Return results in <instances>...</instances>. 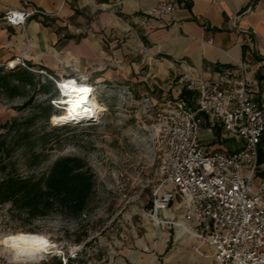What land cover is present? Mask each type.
I'll return each instance as SVG.
<instances>
[{"label":"rangeland","instance_id":"374dc122","mask_svg":"<svg viewBox=\"0 0 264 264\" xmlns=\"http://www.w3.org/2000/svg\"><path fill=\"white\" fill-rule=\"evenodd\" d=\"M4 14L0 15L3 19ZM115 15L124 31H96L91 55L79 57L72 47L71 54L77 58L64 56L53 67L59 80L92 82L95 93L89 95L104 106L103 111L89 120L72 123L62 119L66 107L53 104L55 111H63L50 116L46 123L41 117V104L47 96L38 93V87L26 88L23 95L12 99L0 96V167L5 166V173L40 177L62 156L83 158L94 173L93 193L86 211L77 218L54 214L23 225L9 217L7 206H0V264H55L74 251L82 264L91 258H115L139 241L156 238L158 228L147 215L152 191L161 177L151 125L155 110L175 100L187 83L179 66L166 67V58L150 55L137 24ZM89 19L85 15L80 23L83 28ZM24 41L20 52L0 54V67L17 62V58L26 62L31 55L30 62L36 64L32 71L43 82L46 75L36 72L38 66L48 63L51 50L40 52L38 47H31L26 36ZM55 100L58 98L51 101ZM32 115L37 119L24 132L20 124ZM10 122H16L19 131L11 128ZM59 125L67 127L54 130ZM19 235L45 239L50 252L39 262L16 261L3 240Z\"/></svg>","mask_w":264,"mask_h":264},{"label":"built area","instance_id":"2783aa9c","mask_svg":"<svg viewBox=\"0 0 264 264\" xmlns=\"http://www.w3.org/2000/svg\"><path fill=\"white\" fill-rule=\"evenodd\" d=\"M176 6V0L160 2L152 13L171 16ZM248 10L234 19L240 20ZM18 14L8 10L4 19L16 26L24 25L35 14L42 18L49 15L37 8ZM237 30L252 33L245 28ZM16 61L15 65L33 70L23 59ZM179 68L186 87L196 97L188 102L178 95L154 112L151 127L161 177L152 191L147 215L158 229L162 224L179 226L200 244L212 248L215 264H264V181L253 184L258 145L264 134V87L252 91L244 62L216 66L209 78L192 76L182 64ZM38 72L54 81L58 99L64 97L59 84L63 79ZM71 80L90 84V92L95 93L92 83L66 79ZM216 129L222 137L241 139V146L233 152L209 149L200 134ZM173 204L181 207L182 220H161L159 211ZM73 253L71 257L75 258L76 251ZM61 260L66 264L67 258L62 256Z\"/></svg>","mask_w":264,"mask_h":264},{"label":"crops","instance_id":"0c3cea01","mask_svg":"<svg viewBox=\"0 0 264 264\" xmlns=\"http://www.w3.org/2000/svg\"><path fill=\"white\" fill-rule=\"evenodd\" d=\"M167 1L0 0V15L8 10L31 8L51 14L45 23L41 22L42 17H30L24 27L11 25L0 17V54L23 50L26 36L31 47H38L40 52L45 48L51 50L48 63L43 66L53 71L54 65L64 56L77 58L71 54L72 47L79 57L91 55L95 48L91 40L96 31H124V25L115 15L120 14L137 24L142 44L151 56L168 57H164L166 67L182 64L192 76L209 78L216 66L244 62L252 91L264 87V0H176L177 6L171 16L152 13L157 4ZM247 9L240 20L234 19L233 16ZM85 15L90 19L83 28L80 23L85 20ZM238 28L252 33L239 32ZM210 38L212 43H208ZM27 59L30 62L32 56ZM200 140L211 150L227 152L236 151L242 144L239 138L222 137L218 129L212 133L204 130ZM256 162L254 185L264 181V134L258 145ZM181 210L179 205L173 204L160 210L158 215L161 220H182ZM155 237L146 242L139 241L115 258H91L82 264H215L212 248L200 244L179 226L162 224ZM64 258H67L66 264L81 263L79 256L66 255ZM56 261L55 264H62L61 258Z\"/></svg>","mask_w":264,"mask_h":264},{"label":"trees","instance_id":"16d2710c","mask_svg":"<svg viewBox=\"0 0 264 264\" xmlns=\"http://www.w3.org/2000/svg\"><path fill=\"white\" fill-rule=\"evenodd\" d=\"M31 17L36 19L38 15ZM46 17H43L42 23H45ZM26 65L29 68L36 66L29 61H26ZM38 67L39 70L59 79L50 69L44 66ZM34 73L19 64L11 68L0 67V96L12 99L23 95L26 88L35 90L38 87L36 91L47 96L41 104V117L47 123L50 116L62 111H55L51 101L59 98V92L53 80L45 76L44 81L40 82ZM179 97L192 102L196 93L183 86ZM36 119L35 115L25 119L20 124L23 131L26 132ZM10 125L11 128H17L19 131L16 122H10ZM65 127L67 125H59L54 127V130ZM1 144L3 145V142L0 141ZM5 170V166L0 167L3 173L0 177V206H7L6 212L9 217L21 221L23 225H31L36 219L54 214L65 218H77L86 211L94 190V173L87 162L79 156L57 158L48 172L40 177L19 176L10 172L5 173ZM27 231L34 232L32 229Z\"/></svg>","mask_w":264,"mask_h":264},{"label":"bare ground","instance_id":"6f19581e","mask_svg":"<svg viewBox=\"0 0 264 264\" xmlns=\"http://www.w3.org/2000/svg\"><path fill=\"white\" fill-rule=\"evenodd\" d=\"M19 16L18 11H13ZM15 63H9L13 66ZM63 88L64 97L62 104L66 110L62 116L64 121L76 123L80 120H89L91 116L104 110V106L96 98L89 95L91 87L88 84L77 83L74 80L59 81ZM67 97V99H66ZM41 239L36 235H19L8 237L3 243L10 248L13 258L18 262H39L43 259L44 254L49 253V244L40 245L35 241Z\"/></svg>","mask_w":264,"mask_h":264},{"label":"snow or ice","instance_id":"6c2138e0","mask_svg":"<svg viewBox=\"0 0 264 264\" xmlns=\"http://www.w3.org/2000/svg\"><path fill=\"white\" fill-rule=\"evenodd\" d=\"M35 242L40 244V245H42V246L47 244V241L45 239H43V238L38 239Z\"/></svg>","mask_w":264,"mask_h":264}]
</instances>
